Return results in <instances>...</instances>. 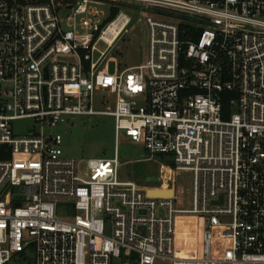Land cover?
Here are the masks:
<instances>
[{
    "label": "built area",
    "instance_id": "obj_1",
    "mask_svg": "<svg viewBox=\"0 0 264 264\" xmlns=\"http://www.w3.org/2000/svg\"><path fill=\"white\" fill-rule=\"evenodd\" d=\"M120 1L0 0V264H264V0H129L145 60L110 74L95 5ZM85 115L113 118L114 152L83 176L45 128ZM121 133L189 173L190 208L169 166L171 195L119 177ZM178 215L202 219L194 256Z\"/></svg>",
    "mask_w": 264,
    "mask_h": 264
},
{
    "label": "rangeland",
    "instance_id": "obj_2",
    "mask_svg": "<svg viewBox=\"0 0 264 264\" xmlns=\"http://www.w3.org/2000/svg\"><path fill=\"white\" fill-rule=\"evenodd\" d=\"M144 6L140 1L125 0L117 3L116 7L119 9L117 15L122 12L130 20L110 46L100 40L102 33L98 36L96 47L100 51H105L101 63L105 73L114 74L122 68L139 65L145 60L147 31L145 24L139 20L140 12L144 9ZM95 7L100 12V22H107L110 13L109 4L103 2V4H97ZM68 13L69 10L61 9L59 16L64 18ZM104 106V103H98L96 108L103 109ZM113 125V118L108 115L75 116L68 118L64 123L45 128V132L61 135L63 155L77 159L78 172L84 176L87 159L113 157ZM13 127L17 135H23L29 130L35 129L36 126L33 120L23 119L14 122ZM118 157L120 163L119 177L123 180H132L141 187L151 188V186L162 185L165 175H168L167 168L164 165L173 169L170 161H168V164L164 162L166 160L164 156H149L140 146L125 137L123 133L120 134L118 140ZM189 180L190 177L187 171L173 169V182H165L175 189L177 207L190 208ZM201 222V218L198 219L194 216L178 215L176 217L177 245H185L187 255H196L197 226H200ZM218 245L225 248L227 243L219 242ZM26 256L27 258L20 263L10 262L9 264H32L31 255L27 253Z\"/></svg>",
    "mask_w": 264,
    "mask_h": 264
},
{
    "label": "bare ground",
    "instance_id": "obj_3",
    "mask_svg": "<svg viewBox=\"0 0 264 264\" xmlns=\"http://www.w3.org/2000/svg\"><path fill=\"white\" fill-rule=\"evenodd\" d=\"M128 17L125 14L120 12L105 28L103 32H101L100 40H103L108 46H110L113 40L116 39L118 34L124 29L125 25L128 22ZM171 191L168 192H159L156 194H151V196L156 195H171Z\"/></svg>",
    "mask_w": 264,
    "mask_h": 264
},
{
    "label": "trees",
    "instance_id": "obj_4",
    "mask_svg": "<svg viewBox=\"0 0 264 264\" xmlns=\"http://www.w3.org/2000/svg\"><path fill=\"white\" fill-rule=\"evenodd\" d=\"M118 12H119V9L117 7L111 8L108 20H107V22H103L102 26H104V25L108 24L110 21H112L115 18V16L117 15ZM98 34L99 33H96V37L98 36Z\"/></svg>",
    "mask_w": 264,
    "mask_h": 264
},
{
    "label": "water",
    "instance_id": "obj_5",
    "mask_svg": "<svg viewBox=\"0 0 264 264\" xmlns=\"http://www.w3.org/2000/svg\"><path fill=\"white\" fill-rule=\"evenodd\" d=\"M169 191V190H168ZM168 191H163V190H160V189H154V188H148L147 190H146V193L148 194V195H151V194H156V193H159V192H168ZM165 195V194H164Z\"/></svg>",
    "mask_w": 264,
    "mask_h": 264
}]
</instances>
